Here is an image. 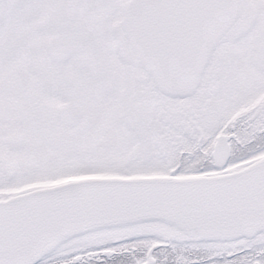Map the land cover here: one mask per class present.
<instances>
[{"label":"snow or ice","instance_id":"obj_1","mask_svg":"<svg viewBox=\"0 0 264 264\" xmlns=\"http://www.w3.org/2000/svg\"><path fill=\"white\" fill-rule=\"evenodd\" d=\"M0 264H264V0H0Z\"/></svg>","mask_w":264,"mask_h":264}]
</instances>
